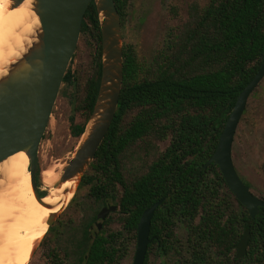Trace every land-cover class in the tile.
Returning a JSON list of instances; mask_svg holds the SVG:
<instances>
[{
    "label": "trees",
    "instance_id": "16d2710c",
    "mask_svg": "<svg viewBox=\"0 0 264 264\" xmlns=\"http://www.w3.org/2000/svg\"><path fill=\"white\" fill-rule=\"evenodd\" d=\"M125 2L114 0L120 18ZM189 14L171 59L155 74L138 79L133 54L123 50L115 114L78 184L103 205L115 200L119 191L116 202L123 229L107 232L103 226L108 216L99 230L91 231L92 214L77 229L72 264L118 263L128 254L130 242L136 243L142 211L157 200L161 202L151 218L152 240L143 264L151 247L167 264H264V207L251 218L226 187L217 166H204L238 94L264 57V0H209L200 12ZM80 33L88 34L97 48L96 74L80 105L89 115L101 73V34L93 1L84 12ZM73 79L67 68L62 81ZM130 111L135 113L126 120ZM86 120L72 124L74 137L82 135ZM169 134L168 145L145 171L125 179L122 152L137 140L164 139ZM73 200L74 196L70 203ZM56 227L52 224L46 233ZM177 227L186 231L183 240ZM245 228L249 232L245 254L236 258V244ZM45 255L50 264H67L66 252L54 246Z\"/></svg>",
    "mask_w": 264,
    "mask_h": 264
},
{
    "label": "water",
    "instance_id": "95a60500",
    "mask_svg": "<svg viewBox=\"0 0 264 264\" xmlns=\"http://www.w3.org/2000/svg\"><path fill=\"white\" fill-rule=\"evenodd\" d=\"M22 1L10 0L9 8L17 7ZM91 1L96 8L101 34L99 87L81 141L57 179L58 184L75 179V189L109 128L121 89L123 56L119 16L114 0H33L32 9L39 22L36 39L0 78V162L14 153L25 152L30 182L37 200L42 197L35 178L38 147L63 76L75 52L84 12ZM263 76L264 57L254 76L238 94L219 134L216 148L204 164L214 163L217 166L226 187L248 210L251 218L255 217L260 206L264 207V200L254 195L237 174L231 157V146L248 96ZM160 202L157 200L141 213L136 226L131 264L144 262L147 246L152 239L149 237L151 218ZM116 209L115 204L103 206L96 218L103 220ZM60 210L47 216V229ZM96 226L99 229L100 222ZM248 236V229L245 228L236 244V258L245 254Z\"/></svg>",
    "mask_w": 264,
    "mask_h": 264
},
{
    "label": "rangeland",
    "instance_id": "374dc122",
    "mask_svg": "<svg viewBox=\"0 0 264 264\" xmlns=\"http://www.w3.org/2000/svg\"><path fill=\"white\" fill-rule=\"evenodd\" d=\"M208 1L126 0L121 18L118 13L122 56L123 50L133 54L138 79L153 75L166 65L172 57L181 32L190 20L189 13L200 12ZM96 56L97 48L93 39L86 33H80L75 52L67 67L74 79L69 83L61 82L38 147V168L35 178L41 194L47 192L41 175L42 170L51 168L58 179L81 141L82 136L74 137L71 128L73 123L85 122V119L87 124L91 115V113L87 115L80 105L89 81L96 74L98 61ZM134 113L135 111L128 112L126 120ZM169 139L170 134L164 139L147 137L126 148L120 155L124 178L130 180L143 173L148 164L166 148ZM231 157L237 174L248 185L250 191L257 197H264V76L248 96L233 136ZM88 169L89 165L84 173ZM57 179L52 182L53 185H56ZM73 190L74 200L71 203L69 201L71 199L66 202L52 223L57 225V229L45 232L42 237L43 239L45 237L44 241L41 242V238L36 243L24 264H50L45 255L49 246H54L61 252L65 251L68 255L66 263L72 264L71 250L78 236L77 229L102 206L88 194L86 187L79 189L76 185ZM118 196L119 191L115 193V200L109 199L107 204L117 205ZM108 216L110 217L103 226L107 232L123 229L118 219V206ZM176 234L183 240L186 231L182 227H177ZM134 245L135 243L131 241L128 254L116 264L132 263ZM148 251L147 264H167L168 260L162 262V258L155 254L153 247Z\"/></svg>",
    "mask_w": 264,
    "mask_h": 264
},
{
    "label": "bare ground",
    "instance_id": "6f19581e",
    "mask_svg": "<svg viewBox=\"0 0 264 264\" xmlns=\"http://www.w3.org/2000/svg\"><path fill=\"white\" fill-rule=\"evenodd\" d=\"M10 0H0V78L35 41L39 22L33 0H23L9 8ZM54 172V171H53ZM51 168L41 175L46 193L34 197L28 157L19 151L0 162V264H24L36 243L47 231V216L60 210L70 199L75 179L53 185Z\"/></svg>",
    "mask_w": 264,
    "mask_h": 264
},
{
    "label": "flooded vegetation",
    "instance_id": "af4514ba",
    "mask_svg": "<svg viewBox=\"0 0 264 264\" xmlns=\"http://www.w3.org/2000/svg\"><path fill=\"white\" fill-rule=\"evenodd\" d=\"M107 205H110V204H107V202H106L104 205L102 204V206L99 208V210H100L103 206H107ZM99 210H98V211H99ZM98 211H97L96 213H93V214L95 215V221H93L92 224H91L90 227H89L91 231L99 230V229L102 227V222H103V221L106 219V217H108V215L111 213V212L108 213V214L106 215V217H105L103 220H100V219H97V218H96V214L98 213ZM113 212H114V211H113ZM98 222H100V228H99V229H97V226H96V224H97ZM93 227H94V229H93ZM149 237H150V236H149ZM151 240H152V239H151ZM149 244H150V243H149ZM149 244H148V245H149ZM147 247H148V246H147ZM146 252H147V251H146Z\"/></svg>",
    "mask_w": 264,
    "mask_h": 264
}]
</instances>
